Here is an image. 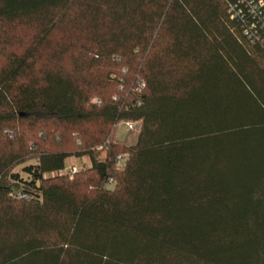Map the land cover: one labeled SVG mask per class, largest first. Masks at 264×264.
Returning <instances> with one entry per match:
<instances>
[{
    "label": "trees",
    "instance_id": "trees-1",
    "mask_svg": "<svg viewBox=\"0 0 264 264\" xmlns=\"http://www.w3.org/2000/svg\"><path fill=\"white\" fill-rule=\"evenodd\" d=\"M246 4L0 0V264H264ZM72 156L91 165L58 174Z\"/></svg>",
    "mask_w": 264,
    "mask_h": 264
},
{
    "label": "built area",
    "instance_id": "built-area-1",
    "mask_svg": "<svg viewBox=\"0 0 264 264\" xmlns=\"http://www.w3.org/2000/svg\"><path fill=\"white\" fill-rule=\"evenodd\" d=\"M243 2H247L246 7L248 12L253 17L254 21L250 24V26L246 29V34L249 36V38L252 40V42H263V35L261 34V31L257 28V25L255 24V21L257 20L259 24L261 25V29H264V0H259L258 2H250L247 0H242ZM240 12H235L234 16H238ZM145 87L144 80H141L139 82V90L143 89ZM93 103H97L98 100L96 98L92 99ZM126 125L127 129L133 130L135 128V123L131 121H123ZM108 142V141H107ZM103 147H101L102 149ZM128 154L127 153H120L117 155L116 163L118 167H122L125 162L127 161ZM81 171L80 168L77 167V165H71L68 164L63 170H60L58 174H66L70 177H73L75 173Z\"/></svg>",
    "mask_w": 264,
    "mask_h": 264
},
{
    "label": "rangeland",
    "instance_id": "rangeland-1",
    "mask_svg": "<svg viewBox=\"0 0 264 264\" xmlns=\"http://www.w3.org/2000/svg\"><path fill=\"white\" fill-rule=\"evenodd\" d=\"M114 133H115L114 136L116 138L124 140L126 142V144H128V145L134 144L137 140V135H138L137 131H135V132L129 131L127 129L126 125L124 124V122H121L118 124ZM32 162H34V160L18 165L13 170V172H21L22 168L25 165L32 163ZM68 164L77 165L78 168L83 170V169H85L91 165V161L87 156H80V157L79 156H72L68 159ZM21 175L24 177L26 176V174L23 172H21Z\"/></svg>",
    "mask_w": 264,
    "mask_h": 264
}]
</instances>
